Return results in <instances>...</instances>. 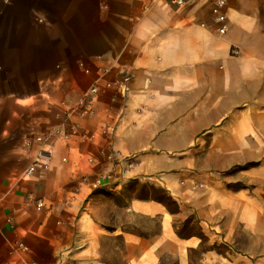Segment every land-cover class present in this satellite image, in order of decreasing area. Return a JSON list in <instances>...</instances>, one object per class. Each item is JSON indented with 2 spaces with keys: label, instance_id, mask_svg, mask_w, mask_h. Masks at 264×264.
Wrapping results in <instances>:
<instances>
[{
  "label": "crops",
  "instance_id": "0c3cea01",
  "mask_svg": "<svg viewBox=\"0 0 264 264\" xmlns=\"http://www.w3.org/2000/svg\"><path fill=\"white\" fill-rule=\"evenodd\" d=\"M183 1L0 0V264H104V236L126 264H190L187 211L215 245L201 264H264V0H225L223 34L210 0ZM93 79L77 133L37 142ZM40 149L48 169L19 178ZM135 180L179 207L129 198L126 215L156 219L147 234L95 216Z\"/></svg>",
  "mask_w": 264,
  "mask_h": 264
},
{
  "label": "built area",
  "instance_id": "2783aa9c",
  "mask_svg": "<svg viewBox=\"0 0 264 264\" xmlns=\"http://www.w3.org/2000/svg\"><path fill=\"white\" fill-rule=\"evenodd\" d=\"M170 2L176 5H181L184 1L170 0ZM210 3L214 21L217 24L216 30L218 33L223 34L227 30L226 16L224 13L225 0H210ZM38 20L41 21L42 19ZM262 40H264V35H262ZM98 70L99 74H104L108 69L105 67H100ZM83 71L88 74L90 72L89 68L87 67H83ZM125 80L126 78L124 79V81ZM99 92L100 87L98 85V79H93L87 89H85L78 96L75 104H73L72 106H68L66 103H62V106L64 107V116L61 124L54 128L46 129L41 135H35L34 139L40 143H50L58 136L62 137L64 140H67L72 134L77 133V126L74 121H72V116H85L90 114L93 111L94 102ZM107 155L108 158H116V155L114 153L109 152ZM48 157L49 151L43 149L38 150L28 167L22 172L18 173L17 176L19 178H23L29 176L35 171H46L48 169ZM122 161L124 162V169H129L132 166L130 158L128 156L122 157ZM35 208L37 210H41L42 208H44V201L42 198L35 199ZM18 245L21 248L25 249L23 243L20 242Z\"/></svg>",
  "mask_w": 264,
  "mask_h": 264
},
{
  "label": "rangeland",
  "instance_id": "374dc122",
  "mask_svg": "<svg viewBox=\"0 0 264 264\" xmlns=\"http://www.w3.org/2000/svg\"><path fill=\"white\" fill-rule=\"evenodd\" d=\"M131 195L126 190V186L118 194H112V197H109L107 201H103L98 205L96 209V218L105 223L108 226H114L116 224H123L127 230H131L138 234H147L156 229L157 221L156 219L148 220L144 217L139 216H130L126 215L123 210V206L126 204L128 198L127 196ZM186 218L188 221L187 233L197 232L196 220L194 219L191 212H186ZM138 223V227L132 226L130 223ZM183 221V220H182ZM178 222V227L181 228V222ZM144 227V228H142ZM147 229V230H146ZM100 243L102 247L101 258L104 264H126L124 252L122 250L121 239L118 237H109L104 236L100 237ZM207 246V244H204ZM225 247L220 245L217 247V250L224 251ZM192 264H201L199 262V251H194L190 253ZM174 258L172 256H165L162 261V264H172Z\"/></svg>",
  "mask_w": 264,
  "mask_h": 264
},
{
  "label": "trees",
  "instance_id": "16d2710c",
  "mask_svg": "<svg viewBox=\"0 0 264 264\" xmlns=\"http://www.w3.org/2000/svg\"><path fill=\"white\" fill-rule=\"evenodd\" d=\"M126 190L128 193H131V195L127 196L128 199L132 197L153 199L158 202H161L166 207V209L172 213L179 211L177 202L167 193L165 189L161 187L142 184L139 181L135 180V181L128 183V185L126 186ZM181 224H182L181 228H179L178 223L177 222L174 223L175 233L179 237L184 238L188 236H197L200 238V247L197 249L188 250V257L190 259V264H192L191 255H190L191 252L199 251L201 254L202 252H205L206 250H211L215 248V245L208 244V239L201 232L197 221H196L197 232H194V233H187V230L189 229L187 219H184L181 222ZM118 238L121 239L120 237ZM204 244H207V246H204ZM164 258L165 256L162 257V261ZM162 261L160 262V264H162ZM172 264H178L175 258Z\"/></svg>",
  "mask_w": 264,
  "mask_h": 264
}]
</instances>
